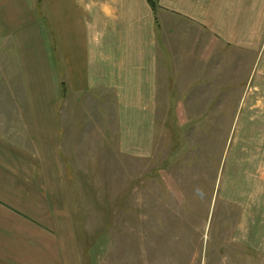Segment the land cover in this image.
<instances>
[{
	"label": "rangeland",
	"instance_id": "374dc122",
	"mask_svg": "<svg viewBox=\"0 0 264 264\" xmlns=\"http://www.w3.org/2000/svg\"><path fill=\"white\" fill-rule=\"evenodd\" d=\"M153 13L154 97L77 98L73 264H264V45L213 41L157 1Z\"/></svg>",
	"mask_w": 264,
	"mask_h": 264
},
{
	"label": "crops",
	"instance_id": "0c3cea01",
	"mask_svg": "<svg viewBox=\"0 0 264 264\" xmlns=\"http://www.w3.org/2000/svg\"><path fill=\"white\" fill-rule=\"evenodd\" d=\"M43 1L39 16L38 0H0V264H73L64 145L83 129L78 99L92 89L116 99L156 90L148 0ZM156 1L160 17L190 21L213 41L264 45V0Z\"/></svg>",
	"mask_w": 264,
	"mask_h": 264
},
{
	"label": "trees",
	"instance_id": "16d2710c",
	"mask_svg": "<svg viewBox=\"0 0 264 264\" xmlns=\"http://www.w3.org/2000/svg\"><path fill=\"white\" fill-rule=\"evenodd\" d=\"M150 5L152 6L153 11L156 10V0H148Z\"/></svg>",
	"mask_w": 264,
	"mask_h": 264
}]
</instances>
